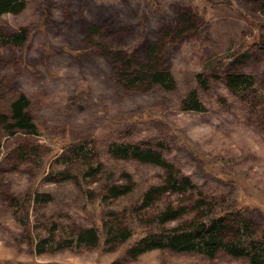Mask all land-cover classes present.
I'll list each match as a JSON object with an SVG mask.
<instances>
[{"label": "rangeland", "instance_id": "374dc122", "mask_svg": "<svg viewBox=\"0 0 264 264\" xmlns=\"http://www.w3.org/2000/svg\"><path fill=\"white\" fill-rule=\"evenodd\" d=\"M11 1L17 12L0 14V261L250 264L132 251V229L209 221L231 197L240 214H225V238L242 224L264 236V51L242 47L264 43V0ZM155 46L170 91L136 74ZM227 75L241 77L230 86Z\"/></svg>", "mask_w": 264, "mask_h": 264}, {"label": "trees", "instance_id": "16d2710c", "mask_svg": "<svg viewBox=\"0 0 264 264\" xmlns=\"http://www.w3.org/2000/svg\"><path fill=\"white\" fill-rule=\"evenodd\" d=\"M3 12H17L16 8H14V2L11 0H0V14ZM25 37V31L22 30V36L20 37L22 40ZM253 45H257L260 49L264 51V43L260 40L253 42L249 45L242 46L243 48H250ZM159 46H155L153 49H149V60L148 63L143 65L142 72L136 73L138 76L142 75L147 80L155 81L158 86H161L164 90L170 91L174 87L175 80L171 76L169 71L162 70L159 68L160 61L157 56V51ZM241 54H233L230 56H226L222 58L221 67H227L228 64H234L235 61H238ZM122 68L131 69V65L126 63L122 65ZM125 73V71H121ZM120 72V73H121ZM167 77V78H166ZM241 76L237 75H227L228 85H237L238 80ZM169 79V82H167ZM13 113L15 116H18L21 113V102L17 101L14 104ZM141 114H139L140 117ZM145 116V117H144ZM142 118H148L146 112L142 114ZM128 121H133L134 116H127ZM145 119V120H146ZM27 118H21L20 122H27ZM70 140V138H67ZM49 140V138H48ZM65 140L63 137L54 139V143L58 149L67 148L71 144V140ZM180 141L183 147L187 149H192L189 142L184 138L180 137ZM61 151V150H60ZM59 151V152H60ZM58 152V153H59ZM57 153V154H58ZM56 154V155H57ZM147 157V155L145 156ZM158 156V161L151 160V158L144 159L143 161H149L151 163H155L157 165L161 164ZM34 199V196H33ZM37 199V198H36ZM35 199V200H36ZM150 199V194L147 195V199ZM229 201L231 207L226 210L224 213H219L212 220L209 221H199V223L190 224L186 223V227H180L179 229L171 228L169 230H163L162 232L149 234L143 230L138 231V229H132V235L134 236L136 243V248H133L132 251H140L144 252L149 249H170L175 251H190L203 254L207 257L214 256L219 251L227 252L234 256H247L249 257L250 264H264V236L261 238L251 234L248 231L247 225L242 224L234 230L233 237L225 238L227 233L233 228L225 221V214H240L238 208L233 203L231 197L226 199ZM169 216V211L165 209L163 211V219L166 220V217ZM171 218H169L170 221ZM102 223H100L102 227ZM104 227V225H103ZM99 231H102L100 228ZM92 232V231H91ZM103 240H105V236ZM94 237V234H92ZM145 245V246H144ZM139 252V253H140ZM0 264H35L32 262L22 263V262H12L7 260H1Z\"/></svg>", "mask_w": 264, "mask_h": 264}]
</instances>
